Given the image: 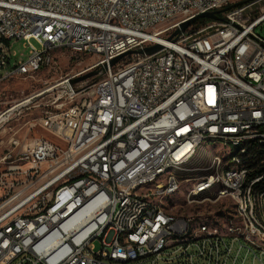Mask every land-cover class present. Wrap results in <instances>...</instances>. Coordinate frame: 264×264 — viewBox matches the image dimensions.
Returning <instances> with one entry per match:
<instances>
[{
    "label": "built area",
    "instance_id": "1",
    "mask_svg": "<svg viewBox=\"0 0 264 264\" xmlns=\"http://www.w3.org/2000/svg\"><path fill=\"white\" fill-rule=\"evenodd\" d=\"M242 1L0 0V82L52 66L58 50L97 59L82 90L72 84L79 75L55 87H68L73 98L87 92L60 120L47 118L59 140L27 142L15 134L0 156V264H214L211 254L221 264H247L245 242L254 247L252 260L264 264V191L254 192L264 173L228 177L217 196L240 201L241 224L254 228V235L225 240L228 251L214 248V234L239 228L232 220L199 238L194 217L164 219L149 207L151 196L197 179L203 168L187 167L179 178L161 177V170L188 158L204 134H226L231 143L250 129L264 131V39L255 32L264 9L249 11L264 0L171 38L183 22ZM12 42L27 45L26 62L11 63ZM155 45L163 49L138 53ZM237 182L244 191H236ZM127 193H134L131 207H123ZM117 227H126L125 248H117ZM161 242L169 249L157 251Z\"/></svg>",
    "mask_w": 264,
    "mask_h": 264
},
{
    "label": "rangeland",
    "instance_id": "2",
    "mask_svg": "<svg viewBox=\"0 0 264 264\" xmlns=\"http://www.w3.org/2000/svg\"><path fill=\"white\" fill-rule=\"evenodd\" d=\"M260 7L264 9V3L250 9L249 11L252 12L251 16L260 14ZM193 28L191 26L189 29L193 31L195 30ZM255 32L264 39V23ZM32 45L40 48L35 41H32ZM10 47L11 50L16 52L17 56L11 60L12 64L27 61L29 55L27 45L23 42H12ZM54 59L55 62L52 66L45 67L33 75L21 76L0 82V115L32 97L39 96L32 100L27 107L14 110L7 121L1 123L0 156L6 151L8 140L15 134L17 138L26 140L27 142H33L37 138H45L51 141L59 140L57 135L55 136L54 133L47 130L45 126L47 118L52 117V119H55L59 117L57 120H60L63 114L70 112V110L80 105L84 98H86V91L77 93L73 98L68 87H55L76 75H79L76 78L78 79L93 72L86 71L97 62V59L92 56L77 55L69 50L56 51ZM88 80L90 78L76 83L74 87L75 90L77 89L76 92L82 90ZM223 147L226 149V152H224L225 149ZM231 152L232 148L229 146L218 143H204L198 149L195 157L187 167L194 169L207 167L214 155L226 159ZM194 185L195 181H192V185L189 183L183 184L176 196L164 201L165 206L172 209L171 212L177 216L194 217L197 221L204 218L211 219L219 214L222 215V212H227L226 209L222 211L224 208L232 207L233 203L228 200H220L215 203L204 201L203 203L189 204L187 202V196ZM215 191L211 190L203 194L202 197L200 196L199 202L204 198H210L213 201L216 196ZM227 216L229 217L230 213L225 214L224 218ZM94 245L96 251H99L101 248L100 241H96ZM244 255L245 252L242 256L244 257ZM253 256L254 254L248 255L249 259L247 264H260L259 261L252 260Z\"/></svg>",
    "mask_w": 264,
    "mask_h": 264
},
{
    "label": "bare ground",
    "instance_id": "3",
    "mask_svg": "<svg viewBox=\"0 0 264 264\" xmlns=\"http://www.w3.org/2000/svg\"><path fill=\"white\" fill-rule=\"evenodd\" d=\"M69 83L71 82L69 81ZM12 112L13 111L10 112V115ZM5 121H7V117H0V125ZM226 142H228V135L226 134H204V139H197L195 142H193L191 155H189L188 158H186V156H179V159L172 160L171 166H163L161 170V177H181V172L185 171L187 166H189L198 149L203 146L204 143H218L224 146H229L232 148V152L228 158L223 159L220 156L214 155V161L212 162L211 160L207 167H204L200 170H195V177H197V179L192 180L195 181L194 187H200L202 186V182H206L209 179L211 180L208 183V188H202L201 190L195 191V193H193L192 187L188 193L187 200L190 199V201H199L200 196L202 197L203 194H206L211 190H216V196L213 201L210 198L204 199L212 201L211 203H215L220 200L230 201V199H224L223 197L217 196L221 194V188L224 186V183L228 182V177L241 176L243 171L244 174L257 172V166L251 167L250 161L252 159H248L247 157L250 149L253 146L257 145L256 147L258 148V145H264V131L250 129L248 136L245 138L231 141V143ZM262 163L264 166V161H262L261 164ZM218 173H220V178H212L218 177ZM262 182L263 184L254 185V192L264 191V175H262ZM182 185L183 184L177 185V193L180 191ZM244 190L245 183L237 182L236 191ZM177 193H160L158 195H153L149 199V207H159V215L164 219H175L178 216L171 212L172 209L165 206L164 201L173 198L177 195ZM133 200L134 193H127L126 200H123V207H131V201ZM230 202L233 203L232 207H226L225 209L227 212H222V215L224 214V216L225 214L230 213L229 217L227 216L224 218V216L222 217V215L219 214L211 219L204 218L202 220L200 219L199 221H193V230H199V238H206V230L204 229H218L222 225L223 221L232 220L233 226H239V228H231V233H225V237H223L221 234H214V248H220L221 251H228V242L225 240H232V236L248 237L249 235H254V228L249 227V224H241V221L245 218V206H240V201ZM252 212H259V203H252ZM131 235H138V227H131ZM115 238L117 248H125L126 227H117V231H115ZM168 249L169 242H161V244H157V251H164ZM245 250L247 252V257L249 254H254L252 242H245ZM211 261L214 264H221V260H219V254H211Z\"/></svg>",
    "mask_w": 264,
    "mask_h": 264
},
{
    "label": "water",
    "instance_id": "4",
    "mask_svg": "<svg viewBox=\"0 0 264 264\" xmlns=\"http://www.w3.org/2000/svg\"><path fill=\"white\" fill-rule=\"evenodd\" d=\"M248 1L250 0H246V1H242V2H239V3H236L234 5H231L223 10H218V11H214V12H208V13H204V14H200L199 16H196L195 18H192L186 22H183L181 25H180V28L173 34V37L175 36H178L180 35L181 33H184L186 30H188L197 20L199 19H209V20H213V21H224V18H221L220 16L231 11L232 9H235V8H238L244 4H246ZM163 49V47L161 45H155V46H152V47H149V48H145L143 51H138V53L140 54H145V55H153L159 51H161ZM120 58H117L115 60H113L111 63H110V66H114L118 61H119ZM96 74V72H91L89 74H87L86 76L84 77H81V78H78L76 80H73L72 81V84H76L78 82H81V81H84V80H87L91 77H93L94 75Z\"/></svg>",
    "mask_w": 264,
    "mask_h": 264
},
{
    "label": "trees",
    "instance_id": "5",
    "mask_svg": "<svg viewBox=\"0 0 264 264\" xmlns=\"http://www.w3.org/2000/svg\"><path fill=\"white\" fill-rule=\"evenodd\" d=\"M221 18H224V15L220 16ZM215 21L213 20H209V19H199L197 20L192 27H194L193 29L198 30L201 27H204L206 25H208L209 23H213ZM194 31V30H193ZM257 146V145H256ZM256 146H253L249 153H248V159L251 158L252 160L251 162V167L254 166H258L261 164L262 161H264V145H258V148ZM260 146V147H259ZM256 151V152H255ZM261 152V153H260ZM263 154V155H262ZM256 155V156H255ZM259 156V157H257ZM256 158V159H255ZM254 162V163H253ZM257 173L258 175H261L262 173H264V166H259V169H257Z\"/></svg>",
    "mask_w": 264,
    "mask_h": 264
},
{
    "label": "crops",
    "instance_id": "6",
    "mask_svg": "<svg viewBox=\"0 0 264 264\" xmlns=\"http://www.w3.org/2000/svg\"><path fill=\"white\" fill-rule=\"evenodd\" d=\"M224 148V147H223ZM225 149V148H224ZM224 152H226V149L224 150Z\"/></svg>",
    "mask_w": 264,
    "mask_h": 264
}]
</instances>
